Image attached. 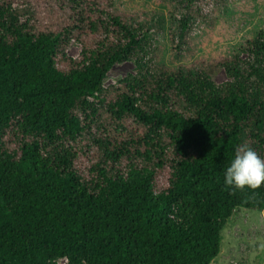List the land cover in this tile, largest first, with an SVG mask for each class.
I'll return each instance as SVG.
<instances>
[{"label":"trees","instance_id":"16d2710c","mask_svg":"<svg viewBox=\"0 0 264 264\" xmlns=\"http://www.w3.org/2000/svg\"><path fill=\"white\" fill-rule=\"evenodd\" d=\"M227 2L162 0L167 19L0 0V264H211L236 209L264 213V185H225L239 146L264 159V30L188 63ZM125 60L137 77L105 89ZM217 67L232 79L213 82Z\"/></svg>","mask_w":264,"mask_h":264},{"label":"rangeland","instance_id":"374dc122","mask_svg":"<svg viewBox=\"0 0 264 264\" xmlns=\"http://www.w3.org/2000/svg\"><path fill=\"white\" fill-rule=\"evenodd\" d=\"M116 7L121 12L144 11L162 12L169 19L170 14L177 13L170 10V5L162 0H115ZM25 20L24 9L13 6ZM205 12L209 13L208 9ZM213 17H209L204 27H199L192 36V42L197 44V51L192 58L193 63L199 59L216 58L230 55L239 51L248 40L258 38L264 30V0H228L225 7L216 9ZM210 24L211 26H206ZM166 33L172 35V31ZM166 44L171 42L165 39ZM177 42V40H176ZM82 45L73 41L67 53L72 58L80 56ZM189 46V45H188ZM170 48H166L165 59H171ZM216 84L230 81L222 67H217L214 73L208 74ZM137 77L136 64L131 60L116 63L104 82V88L117 87L129 77ZM55 264H69L67 258L58 259ZM211 264H264V213L246 209H236L232 217L225 224L222 231L221 252Z\"/></svg>","mask_w":264,"mask_h":264},{"label":"clouds","instance_id":"9594fccd","mask_svg":"<svg viewBox=\"0 0 264 264\" xmlns=\"http://www.w3.org/2000/svg\"><path fill=\"white\" fill-rule=\"evenodd\" d=\"M225 185L233 190L258 189L264 185V159L248 145H241L225 173Z\"/></svg>","mask_w":264,"mask_h":264}]
</instances>
